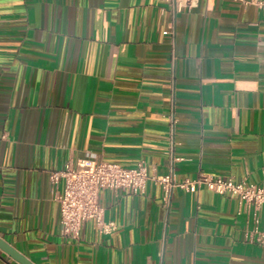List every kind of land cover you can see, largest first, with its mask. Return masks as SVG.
Returning a JSON list of instances; mask_svg holds the SVG:
<instances>
[{
	"label": "crops",
	"instance_id": "1",
	"mask_svg": "<svg viewBox=\"0 0 264 264\" xmlns=\"http://www.w3.org/2000/svg\"><path fill=\"white\" fill-rule=\"evenodd\" d=\"M86 157L262 183L264 9L0 0V236L36 264H264L255 209L207 187L102 189L117 228L63 234L49 171Z\"/></svg>",
	"mask_w": 264,
	"mask_h": 264
},
{
	"label": "built area",
	"instance_id": "2",
	"mask_svg": "<svg viewBox=\"0 0 264 264\" xmlns=\"http://www.w3.org/2000/svg\"><path fill=\"white\" fill-rule=\"evenodd\" d=\"M165 1L174 13L191 8L198 2V0ZM245 1L264 9V0ZM49 180L59 202L62 232L73 238L80 237L87 221H95L102 233H111L117 228L116 221L105 218V207L99 201L102 189H125L143 193L147 182L153 180L161 185L163 199L167 202L176 187L190 192L207 187L214 192L236 197L240 205L255 209V226L248 231V236L264 245V181L247 182L205 172L179 180L173 170L165 174H150L145 161H140L134 167H126L116 161L96 157H86L76 163L68 162L61 169H52L49 171ZM260 209L263 210L261 227L258 217Z\"/></svg>",
	"mask_w": 264,
	"mask_h": 264
},
{
	"label": "water",
	"instance_id": "3",
	"mask_svg": "<svg viewBox=\"0 0 264 264\" xmlns=\"http://www.w3.org/2000/svg\"><path fill=\"white\" fill-rule=\"evenodd\" d=\"M0 248L8 253L11 257L16 259L20 264H36L24 253L19 251L13 245H11L7 240L0 236Z\"/></svg>",
	"mask_w": 264,
	"mask_h": 264
}]
</instances>
